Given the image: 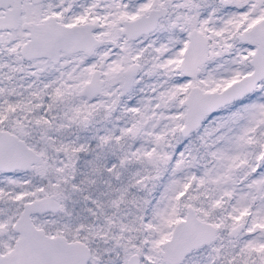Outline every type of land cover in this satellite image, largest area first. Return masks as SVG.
<instances>
[{
  "label": "snow or ice",
  "instance_id": "snow-or-ice-1",
  "mask_svg": "<svg viewBox=\"0 0 264 264\" xmlns=\"http://www.w3.org/2000/svg\"><path fill=\"white\" fill-rule=\"evenodd\" d=\"M0 264H264V0H0Z\"/></svg>",
  "mask_w": 264,
  "mask_h": 264
}]
</instances>
